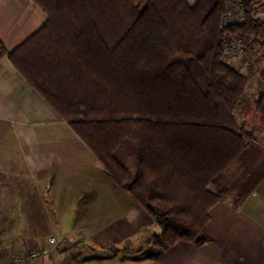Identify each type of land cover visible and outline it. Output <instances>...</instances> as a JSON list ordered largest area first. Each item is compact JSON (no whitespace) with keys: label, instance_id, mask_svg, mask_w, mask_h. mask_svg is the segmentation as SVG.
<instances>
[{"label":"trees","instance_id":"16d2710c","mask_svg":"<svg viewBox=\"0 0 264 264\" xmlns=\"http://www.w3.org/2000/svg\"><path fill=\"white\" fill-rule=\"evenodd\" d=\"M33 1L45 23L2 52L150 215L161 245L146 257L210 241L209 209L227 195L218 185L256 146L247 127L264 129V85L236 121L251 65L234 69L222 43L224 31L253 35L264 70L256 0H241L242 18L224 28L226 0Z\"/></svg>","mask_w":264,"mask_h":264},{"label":"crops","instance_id":"0c3cea01","mask_svg":"<svg viewBox=\"0 0 264 264\" xmlns=\"http://www.w3.org/2000/svg\"><path fill=\"white\" fill-rule=\"evenodd\" d=\"M256 11L264 13V0L255 1ZM46 19L33 0H0V234L5 244L45 246V237L54 234L70 241L80 239V247L88 253L94 247L110 250L137 245L142 249L148 241L161 245L150 215L106 176L93 153L2 52V48L17 47ZM263 85L264 78L247 79L233 111L238 124L242 107L253 105ZM247 128L252 130V125ZM255 134L262 141L253 142L264 156V129ZM240 171L239 163H232L218 185L227 189V195L209 209L210 241L196 245L179 240L157 256H142L140 250L133 255L139 258L125 256L127 260L134 264H264V164L244 186L240 184L251 177ZM240 196L239 205H234ZM56 252L61 253L60 264H74L64 249L35 264H58ZM82 262L87 261L77 263Z\"/></svg>","mask_w":264,"mask_h":264},{"label":"built area","instance_id":"2783aa9c","mask_svg":"<svg viewBox=\"0 0 264 264\" xmlns=\"http://www.w3.org/2000/svg\"><path fill=\"white\" fill-rule=\"evenodd\" d=\"M243 13L244 6L241 0H226L225 14L221 20V27L224 28L240 21ZM252 42L253 35L251 34L240 36L224 31L222 43L225 50L226 62L231 64L230 62L238 57H250L256 49V46L252 45ZM244 61V64H248L249 59L247 58ZM232 66L239 72H244L241 66H235L233 62ZM5 240V237L0 234V264H35L43 260L50 253L64 248H70L75 253L80 252V239L70 241L68 238H60L54 234L45 237V246H39L33 243L27 248H24L15 241L5 244Z\"/></svg>","mask_w":264,"mask_h":264},{"label":"rangeland","instance_id":"374dc122","mask_svg":"<svg viewBox=\"0 0 264 264\" xmlns=\"http://www.w3.org/2000/svg\"><path fill=\"white\" fill-rule=\"evenodd\" d=\"M256 12H257V14L255 13V15L264 19V13L260 14L259 11H256ZM256 50H257V52L253 51L252 55L250 57L249 56L248 57H244V56L238 57V58L232 60L230 63L232 64V62H233V65L235 64V66H241V68L244 69L243 73H246V75H247L248 69H249L248 64H250L251 67H250L249 77L264 78V70L261 68V62L259 60L260 49H259L258 45H257ZM247 58L249 59V62H248V64H244V62H245L244 60ZM251 129L253 132V136L257 140L262 141V139L257 134H255L254 127ZM241 159H242V160H240L241 162H239V170H241V171L239 173H242L244 175V173L247 172L246 178L251 177L250 179H244V182L242 184H240L241 186L242 185L244 186L250 180L255 179L256 176L259 174L261 167L264 164V156H263V152L260 150H256V146L253 145L249 148V152L245 155V157L241 158ZM238 179H239V177H238ZM1 190L2 189H0V193H1ZM18 212L21 216V214H22V208L21 207L18 208ZM158 230H159V228H158ZM157 247H158V243H156L155 241H151V242L148 241V244H146V246L142 247V249H139V247L137 245H134V246H130V247H127V246L121 247L120 248L121 250L118 249V247H115V249H110V250H105L103 248L94 247L95 249L92 253H88L87 251H83L81 247H80V252H76V253L74 251H72L70 248H64V251H66V256H68V258L75 259L74 264H134L133 262L128 261L126 257L127 256H133V255H139L138 252L140 250H142V252H141L142 254H140V255L143 256L144 254H148L150 252H153L155 249H157ZM60 254H61L60 252H56V254H55L56 255V263H58V264L62 263V259H60V257H61ZM88 256H89V258H87V259L84 258V257H88ZM134 258H139V257H134ZM80 261H87V262L77 263Z\"/></svg>","mask_w":264,"mask_h":264}]
</instances>
